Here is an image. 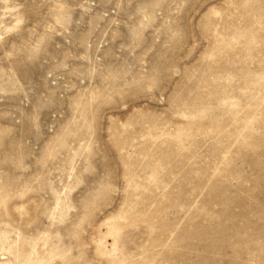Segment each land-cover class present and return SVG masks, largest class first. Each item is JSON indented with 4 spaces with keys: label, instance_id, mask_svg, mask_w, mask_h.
<instances>
[{
    "label": "rangeland",
    "instance_id": "obj_1",
    "mask_svg": "<svg viewBox=\"0 0 264 264\" xmlns=\"http://www.w3.org/2000/svg\"><path fill=\"white\" fill-rule=\"evenodd\" d=\"M0 264H264V0H0Z\"/></svg>",
    "mask_w": 264,
    "mask_h": 264
}]
</instances>
